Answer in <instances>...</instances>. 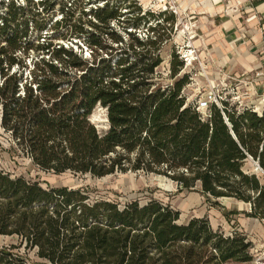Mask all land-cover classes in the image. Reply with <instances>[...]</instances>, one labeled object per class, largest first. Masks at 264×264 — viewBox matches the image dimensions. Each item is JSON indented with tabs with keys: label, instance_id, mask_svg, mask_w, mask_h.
Segmentation results:
<instances>
[{
	"label": "trees",
	"instance_id": "16d2710c",
	"mask_svg": "<svg viewBox=\"0 0 264 264\" xmlns=\"http://www.w3.org/2000/svg\"><path fill=\"white\" fill-rule=\"evenodd\" d=\"M81 12L91 18L74 21L75 11L64 7L54 21V0L0 2V126L13 148L55 174L166 177L181 190L248 204V215L264 220V113L225 101L201 113L183 93L190 77L176 51L164 77L162 50L178 23L173 13L144 10L136 0ZM98 108L105 128L91 121ZM0 237H16L41 261L10 245L0 246V264L253 259L244 234L215 230L205 217L180 223V213L160 200L92 199L1 168Z\"/></svg>",
	"mask_w": 264,
	"mask_h": 264
},
{
	"label": "rangeland",
	"instance_id": "374dc122",
	"mask_svg": "<svg viewBox=\"0 0 264 264\" xmlns=\"http://www.w3.org/2000/svg\"><path fill=\"white\" fill-rule=\"evenodd\" d=\"M107 1L114 0H54V21L63 18L64 7L75 11L74 21L81 18L87 21L91 16L83 15L81 10L89 11L96 6H103ZM18 2L22 4L23 0ZM160 2V0L151 2L138 0L144 10L154 7L152 11L157 13L161 12ZM197 15L196 12L187 13L186 17L178 20L172 39L162 50L164 63L160 72L167 77L171 54L176 51L185 63L183 73L190 77V82L183 93L188 102L195 105L201 113H208L211 104L222 106V101H225L230 108H249L263 114L264 87L259 80L261 76L255 70L247 71L232 64L234 59L232 56L229 59L226 57L223 45L219 41L212 43L208 38L209 34L206 35L202 31ZM216 46L219 48L217 52H215ZM91 120L98 128H105V111L101 108L96 109ZM0 168L14 177L22 176L27 180L39 182L45 188L81 189L92 199L116 200L120 203L135 199L160 200L180 213V223L205 217L215 230H221L226 234L236 232L244 234L253 245L251 249L253 259L244 264H258L257 261L262 262L264 258V220L250 217L248 215L250 206L235 199L210 198L202 194L199 189L181 190L172 180L153 174L127 172L98 178L71 171L62 174L44 171L13 148L10 137L1 126ZM245 169L261 173L258 167L252 164H247ZM10 245H17L16 251L26 256L30 262H41L36 258L34 251L25 250L20 246L16 237H0V246Z\"/></svg>",
	"mask_w": 264,
	"mask_h": 264
},
{
	"label": "crops",
	"instance_id": "0c3cea01",
	"mask_svg": "<svg viewBox=\"0 0 264 264\" xmlns=\"http://www.w3.org/2000/svg\"><path fill=\"white\" fill-rule=\"evenodd\" d=\"M187 15L196 12L210 41L220 42L232 64L255 70L264 87V0H180ZM219 48L215 47V52ZM234 56V57H233Z\"/></svg>",
	"mask_w": 264,
	"mask_h": 264
},
{
	"label": "built area",
	"instance_id": "2783aa9c",
	"mask_svg": "<svg viewBox=\"0 0 264 264\" xmlns=\"http://www.w3.org/2000/svg\"><path fill=\"white\" fill-rule=\"evenodd\" d=\"M138 1V0H137ZM148 1V0H147ZM150 2L152 0H149ZM161 7L159 8L161 12H171L173 13L178 20H181L182 17H186L185 12L182 11V4L179 0H160ZM150 10H153L154 7H150Z\"/></svg>",
	"mask_w": 264,
	"mask_h": 264
},
{
	"label": "water",
	"instance_id": "95a60500",
	"mask_svg": "<svg viewBox=\"0 0 264 264\" xmlns=\"http://www.w3.org/2000/svg\"><path fill=\"white\" fill-rule=\"evenodd\" d=\"M92 122H94L93 120H91ZM0 124H1V120H0ZM258 169H259V166L257 165Z\"/></svg>",
	"mask_w": 264,
	"mask_h": 264
}]
</instances>
